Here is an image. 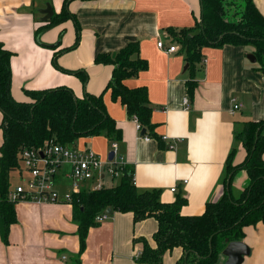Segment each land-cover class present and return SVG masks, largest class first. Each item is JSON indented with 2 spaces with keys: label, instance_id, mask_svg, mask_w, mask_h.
Wrapping results in <instances>:
<instances>
[{
  "label": "crops",
  "instance_id": "obj_1",
  "mask_svg": "<svg viewBox=\"0 0 264 264\" xmlns=\"http://www.w3.org/2000/svg\"><path fill=\"white\" fill-rule=\"evenodd\" d=\"M65 2L75 19L50 25ZM255 3L264 14V1ZM47 4L54 13L44 20ZM201 13V0H0V43L12 53V95L27 102L28 91L62 86L78 97L86 92L103 94L108 113L122 130L119 152L134 171L138 189H161L165 202L184 196L182 214L200 215L207 202L224 195L232 149L236 146L234 165L246 157V149L236 144V132L246 121L264 119V73L257 61H250L246 46H203L201 60L190 65L172 31L196 27ZM160 40L166 47L175 45L177 51L158 47ZM131 41L140 43V56L149 66L125 83L148 88L152 122L162 142L146 139L126 107L113 98L110 88L106 90L114 65L96 62L99 54L114 55ZM191 76L197 82L193 96L187 85ZM2 119L0 110V125ZM82 140L84 146L109 158L113 141L107 136L82 137L75 145L79 147ZM2 143L0 129V147ZM248 184L247 172L239 170L233 180L234 195L238 197ZM15 206L18 221L10 228L9 242L0 236V264H73L80 240L72 204L25 200ZM158 227L155 217L135 222L132 212L113 210L90 229L80 264H147L136 257L143 249L142 239L157 246ZM244 231L250 254L243 264H264V223L246 226ZM183 255L182 247L168 250L164 264H176ZM226 260L222 251L216 264Z\"/></svg>",
  "mask_w": 264,
  "mask_h": 264
},
{
  "label": "trees",
  "instance_id": "obj_2",
  "mask_svg": "<svg viewBox=\"0 0 264 264\" xmlns=\"http://www.w3.org/2000/svg\"><path fill=\"white\" fill-rule=\"evenodd\" d=\"M67 2V1H66ZM66 2L59 14H54L50 25L74 18ZM201 21L194 28L172 31L187 53L192 67L201 60L203 46L221 47L225 44L254 46L258 68L264 73V14L254 0H201ZM199 34L192 33L201 29ZM79 39V38H78ZM78 43L75 42L74 46ZM12 53L0 43V110L3 114L0 129L3 143L0 147V236L9 242L10 228L15 224V202L8 198L11 189L10 173L19 167V154L24 147L39 149L46 141L73 145L79 138L104 134L112 141L122 140V130L108 113L103 94L86 92L78 97L69 87H56L28 91L31 100L17 101L11 92ZM98 63L113 64L112 77L106 90L111 89L114 99H119L130 117L146 129L145 135L162 142L152 122L153 105L146 86L131 88L125 80L137 76L149 63L140 56V43L129 42L118 53L99 54ZM73 73H79L70 71ZM87 80L86 73L82 74ZM194 74H192L193 76ZM189 79L188 91L193 96L197 82ZM236 144L246 149L242 163L233 164L236 146L227 160L224 180L225 192L217 201H209L204 213L184 215L187 203L178 195L173 202L161 199V189L140 191L135 183L134 171L124 167L120 182L99 190H82L73 195V219L78 225L80 250L73 256V264H80V256L86 249L87 237L92 227L99 225L96 217L109 207L115 211L132 212L134 221L155 217L159 227L154 234L157 246L146 239L136 260L139 263L164 264V254L175 247H182L184 255L176 264H216L219 254L229 241H241L245 227L264 223V119L246 121L235 134ZM245 170L248 186L236 197L233 190L234 176Z\"/></svg>",
  "mask_w": 264,
  "mask_h": 264
},
{
  "label": "built area",
  "instance_id": "obj_3",
  "mask_svg": "<svg viewBox=\"0 0 264 264\" xmlns=\"http://www.w3.org/2000/svg\"><path fill=\"white\" fill-rule=\"evenodd\" d=\"M157 45L168 52L177 51L175 45L166 47L162 40ZM184 103L189 108V98L186 97ZM239 107L240 104L235 102L234 109ZM137 123L142 131L141 124ZM144 136L149 140V136ZM112 151V159H103L91 147L80 149L75 144H61L54 139L46 141L45 146L39 149L24 147L16 169L21 183L10 189L8 198L15 203L25 200L72 203L74 193L108 187V179L120 178L126 166L118 141L112 142ZM65 165L69 166L68 171H64ZM64 177H67L65 184ZM175 190L177 188L172 187V191ZM108 217L105 211L96 220L100 223Z\"/></svg>",
  "mask_w": 264,
  "mask_h": 264
},
{
  "label": "water",
  "instance_id": "obj_4",
  "mask_svg": "<svg viewBox=\"0 0 264 264\" xmlns=\"http://www.w3.org/2000/svg\"><path fill=\"white\" fill-rule=\"evenodd\" d=\"M43 13L45 15L44 20H48L52 17L54 10L52 8L51 4H47V7L43 9ZM203 26L201 29H197L194 31L192 34L196 35L199 34L202 30ZM248 58L252 62L257 61V57L255 54H248ZM146 133V129L143 128L141 134L144 135ZM114 156V151L111 152L109 155V159H112ZM107 214H112L113 209L109 207L106 210ZM226 241L228 242L227 246L223 250V254L227 257V260L224 264H243L244 259L246 256L250 254V247L243 241H229L227 238Z\"/></svg>",
  "mask_w": 264,
  "mask_h": 264
},
{
  "label": "rangeland",
  "instance_id": "obj_5",
  "mask_svg": "<svg viewBox=\"0 0 264 264\" xmlns=\"http://www.w3.org/2000/svg\"><path fill=\"white\" fill-rule=\"evenodd\" d=\"M254 1H260V3H262V1L264 0H254ZM264 7V5H262ZM246 48L249 50V54H253V50H254V46L252 45H248L246 46ZM84 140H82L81 145H79L80 149H85L86 146H84ZM103 159H109V158H105L102 157ZM69 170V166L65 165L64 167V171H68ZM10 181L11 184L15 187L17 184L21 183V180L19 179V174L17 172V170H14L10 173ZM120 182V178H117L114 182H110L108 183V185L112 186L113 184H117ZM67 183V177H64V184ZM61 190H64V187L61 188Z\"/></svg>",
  "mask_w": 264,
  "mask_h": 264
}]
</instances>
